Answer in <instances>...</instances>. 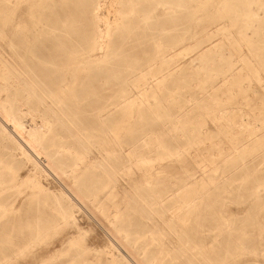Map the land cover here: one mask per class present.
<instances>
[{
  "label": "rangeland",
  "instance_id": "374dc122",
  "mask_svg": "<svg viewBox=\"0 0 264 264\" xmlns=\"http://www.w3.org/2000/svg\"><path fill=\"white\" fill-rule=\"evenodd\" d=\"M35 2L36 0H12V7L17 8L14 19L22 15L27 18L26 13H30L32 7H37ZM261 2L264 3V0H255L250 4L253 20L244 28L246 19L237 20L232 26L233 21L229 18L215 21L214 24L212 21H202L197 26V22H194L190 27L188 19L191 13L188 9L192 4L177 3L175 0H122L121 3H102L100 16L112 25L119 26L109 39L112 48L119 49L121 43L126 49L134 46L130 30L134 28L137 37V33L142 31L143 22L138 23L142 16L140 13L139 17L130 21L126 12L131 7H137L140 12L149 7L155 19L158 18L167 29L165 42L177 44L173 66L180 69L173 75L168 74L171 76L165 79L156 93L153 90L145 91L141 87L131 86V95L138 98L137 102L132 106L126 103L125 108L121 107L122 104L116 105L115 108L112 105L108 114L102 113L101 121H98V107L103 106V103L114 104L121 100L118 98V83L100 93L99 103L93 102L99 91H92L80 85L70 90L76 99L66 98L59 106L46 99L44 103L33 107L31 113L24 118L28 127L42 123L43 119L48 120L49 123L44 125L47 132L42 140L43 146L50 153L57 152V156L68 157V162H77L72 178H68L71 172L67 167L66 174L61 175L60 181L65 179L63 184H75L79 187L88 199V206H82L83 209L75 208V217L68 222L62 221L58 212L48 207L49 204L44 203L41 198L29 196L27 193L32 191L29 185L21 182L15 184L12 181L14 176L22 180L37 173L33 165L18 151H14L10 144L1 140L0 136V176L5 180L0 183V189H3L0 205L11 208L4 214L0 211V264H69L67 261L74 250L82 253L84 259L87 257V249L90 250L88 257L99 259L98 263L91 264H106L103 261L109 259L104 253L112 247L110 236L108 237L105 231L107 222L115 223L126 231L131 245L145 263L264 264V184L260 183H264V155L259 153L261 144L264 143V115H260L264 112V101H260L264 100V49L261 51V48H264V4ZM72 5L66 10L78 9ZM38 7V11L46 15L49 12L56 15L63 12L54 4ZM216 10L217 8H212L209 14ZM148 21L149 26L152 22L150 19ZM42 22L48 24L49 16H44ZM205 26L213 29L229 26L232 37L230 40L223 38L224 42L213 46L210 53L206 47L195 51L193 48L198 45L194 37L195 32ZM238 30H243L249 40L243 41ZM220 37L217 36L214 40L218 42ZM248 44H252L251 50ZM200 45L203 47L206 43ZM97 53L101 55L102 51ZM219 53H222L223 59ZM118 54L111 52L107 60L112 66L109 69L112 75L114 72V75L123 80L131 70V63L127 59V53H120L119 60ZM239 55L247 57L252 64V69L248 72L250 74L247 73L238 81H242V86L247 89L239 91L241 85L235 81V89L228 91L229 87L222 84V73L233 61H238L237 66L241 67ZM8 57L5 48L0 47V59ZM116 60L120 62H115ZM113 62L116 65L112 64ZM2 67L3 63L0 61V71ZM99 71L104 73L107 70ZM164 71L173 72L167 69ZM96 72L97 70L93 71ZM4 94L2 93V96ZM230 95L231 100L226 102ZM192 99L200 101L194 105ZM194 106H197V109L187 113V109ZM47 107L66 108L73 113L77 112V118L84 120L86 124L77 129L72 127V130L68 126L70 131L59 124V118L46 110ZM223 110L229 113L223 114ZM175 114L180 115L181 119H177ZM65 118L69 122L75 120L70 114ZM176 121L182 124V137L173 130L171 123ZM260 124L263 129L252 132ZM76 132L80 133L79 143H76L75 137L72 136V133ZM147 132H154L160 139V145L151 146L149 150L144 148L143 156L149 157L151 162L139 163L130 155L131 144ZM246 134L260 137L252 138L250 149L246 152L226 160L227 155L235 151L233 148L241 144ZM62 146L68 147V151L62 149ZM113 151L121 152L119 156L122 166L117 165L120 169H114L111 164L116 163L118 157ZM43 161L44 157L40 160L41 165L45 164ZM99 162H102V165H97ZM191 174L198 184H205L206 188L210 184L215 186H212L209 195L197 205V209L190 213V217L203 215L206 218L203 225H198L190 218L189 221L180 222L173 229L185 237L188 247L193 251L190 253L195 254L196 258L189 261L185 260L183 252L178 249H166V246L175 248L174 245L178 243L176 235L169 233L171 230L159 218L170 216V211L162 213L158 206H151L147 201H150V195L165 194L171 184L175 188L185 186L190 181ZM38 179L45 188L59 196L62 186L59 180L41 172ZM182 194H178L177 199H182ZM258 195L260 198L257 201ZM164 205L169 208L175 205V202L167 200ZM150 207L156 211L152 212ZM151 215L152 219L149 218ZM183 223L185 225H182ZM222 229L231 233V245L218 243L217 240L222 238ZM74 238L77 243L71 245L69 240ZM111 264L122 262L115 261Z\"/></svg>",
  "mask_w": 264,
  "mask_h": 264
},
{
  "label": "bare ground",
  "instance_id": "6f19581e",
  "mask_svg": "<svg viewBox=\"0 0 264 264\" xmlns=\"http://www.w3.org/2000/svg\"><path fill=\"white\" fill-rule=\"evenodd\" d=\"M105 1H110L112 3L122 2V0H36L35 5H37V7H32L30 13H26L28 16L27 18L22 15L21 17L14 19V13L17 8L12 7V0H0V47L5 48V52L8 53V56L10 57V59H8L9 57L4 58V60L0 59V61L3 63L2 70L0 71L1 140L6 141L12 146L11 148L14 151H18L21 156H24L26 161L33 165L32 167L38 176L39 172L45 173L47 176L52 175L54 178L59 180L58 182H60L62 186H60L61 189L58 196V194L50 191L48 188H45L39 181L36 174L32 176H26L22 180H18L17 176H14L12 181L15 184L21 182V184L26 183L29 185V189H32V191L28 192L27 194L31 197H39L44 203L49 204L48 207H52L53 210L58 212L59 218L64 222H68L75 217V208L83 209L82 206H88V199L79 187H77L75 184H73V186L65 185V183L63 184L62 182L63 180L65 181V179H63L62 182L60 181L61 175L66 174L65 168L67 167L70 168L69 171L71 172L70 175L68 174V178L74 175L77 162H68V157L64 155L57 156L56 151V154L50 153L43 146L42 140L47 132L44 125L49 123L48 120L43 119L42 123L29 124L30 126L28 127V125L25 124L24 118L31 113L33 107H35L37 104L44 103L46 99H48L51 104H55L56 106H59V104L62 103V101H64L66 98L68 100L76 99L75 94L71 93L70 90L80 85V87L83 86L84 88H89L92 91H99V94H96L97 97L93 99V102L96 101L99 103V101L101 102L100 93H103L104 90L118 83L120 86L118 98H121V100L114 104L113 102H108L106 104L103 103V106H100V108L98 107V121H101L100 116L102 113L108 114L112 109V105H114L115 108L116 105L122 104L121 107L125 108L124 105L126 103H128L129 106H132L137 102L138 98L131 95V86L141 87L145 91L153 90L156 93V90L160 88L161 85H163L165 79L173 75L174 72L177 73L180 69V67L173 66L175 58L174 52L176 49H178L177 44L165 42L166 40L164 39L167 37V29L163 26V23L160 22L158 18L155 19V16L149 7H147L145 10L143 8L142 12L138 11L136 9L137 7H131L126 12V16L130 21L132 18H137V16L139 17L140 13L142 16L138 21L139 24H142L143 22L141 25L142 31L137 33V37L136 30L134 28L130 30V37L134 42L132 43L134 46L130 49H126L121 43L118 47L119 49L115 50L112 48V42H110L109 39L112 33L115 30H118L119 26L118 24L112 25L110 22L100 16L99 10H101V5ZM162 1L170 2V0ZM175 1H177V3H186V5L192 4V6L188 9V12L191 13L190 18L188 19V24L190 23V27L194 22H197V26L202 21H212L214 24L215 21L222 20L223 18H229L230 21H233L232 26L238 22L237 20L246 19L245 23H243L244 28L249 26L253 20V13L250 8V4L255 0H226L224 2L218 0ZM49 4L59 6L63 12L59 15L49 12V14L47 13L46 15L43 12L38 11V8H40L38 5L44 6ZM261 4L264 3L261 2ZM71 5L72 7H78V9H75V11H67L66 8L71 7ZM212 8H217V10L213 11L212 14H209ZM44 16H49L50 22L48 24L42 22V20H44ZM249 18L251 19L247 21ZM149 19L152 23L148 26L147 24ZM234 28L235 27H233V29ZM238 33L241 35V38H243V41L249 40V38H247L244 34L243 30H238ZM256 33L257 37H259L258 32ZM120 34L122 37L125 36L122 32ZM217 36H221L218 38V42L214 40V38L216 39ZM194 37L198 42V45L195 46L193 50L196 51L200 48L206 47L205 49L210 53L214 48L213 46L224 42L223 40L225 39L223 38L230 40L232 37V32L229 26L220 29H213L212 27L208 28L205 26L201 30H197ZM241 38L239 37V39ZM200 43H206V46L202 47ZM251 46L252 44L249 45L250 50ZM262 49L264 48H261V51H263ZM99 51H102L103 55H99L97 53ZM111 52L114 54L119 53L117 55L118 60L121 56L120 53L128 54L127 59H129V62L131 63V65H129L131 70H129L128 75L123 80H120L117 75H114V72L112 75L111 70H109L112 68V66H110L108 63L107 58ZM221 54L219 53L220 56ZM238 57L239 61L242 63L241 67L237 66L238 61H233L228 64L222 73L223 77L221 81L223 82L222 84L224 86L229 87L228 91H233L235 89V81L238 82L239 80L243 79L245 75L252 69V64H250L251 61L248 60L247 57L243 55H239ZM143 59L145 60L143 61ZM118 60L115 62H118ZM115 62L112 64H115ZM165 69L172 70L173 72L166 73V71H164ZM96 70L97 72L93 73V71ZM99 70L107 71L103 73ZM70 78H73V80H70ZM148 79H150V82H148ZM238 83H240L238 84L239 86L241 85L239 91H244L247 89L242 86V81ZM2 93H5L4 96H2ZM231 98V95L228 96L226 102H229ZM191 101H193L192 104L195 105V103L200 101V99H192ZM260 101L263 102L264 100ZM195 109H197V106H194L193 108L190 107L187 109V113H191ZM46 110L56 115L60 120V123H58L62 126L64 125V128L66 129H69V127L70 129L72 127L77 129V127H81L86 124L84 120L77 118V112L73 113L69 111V109H54L49 107ZM127 112H129V109ZM222 113L227 115L229 112L223 110ZM68 114L74 116L75 120H71L69 122L65 118ZM261 114L264 115V112H261L260 115ZM111 116L112 115H110V117ZM175 117L177 119H181V116L178 114H175ZM171 124L173 126V130L179 133V137L184 136V132L180 133V129L182 128L181 122L176 121L172 122ZM241 124L244 125L243 123ZM214 128L216 129V127ZM261 128L263 129V126L260 124L255 127L252 132H258L261 130ZM141 129L143 128L141 127ZM79 135V132L72 133V136L75 137L76 143L80 142ZM257 137L259 138L260 136L255 135L253 137L251 134H246V136L243 137L241 144L233 148L235 151H232L227 155L226 160L246 152V150L250 149L249 146L251 145L250 143L252 138ZM159 145V137L154 132H147L140 139L131 144L130 155L135 157L139 163L151 162L149 157L143 156L144 148L149 150L151 149V146L158 147ZM261 148L262 149L259 153L264 155V143L261 144ZM62 149L68 151V147L66 146H62ZM113 153L114 155L117 153L118 157H116V163L111 164L114 169H120L117 165L122 162V159L119 156V153L121 152L118 153L117 151H113ZM42 157H44V165H41L40 162ZM97 165H102V162H99ZM189 177L190 181H188L185 186L175 188L173 187V184H171V186H168L169 189L165 194L159 195L156 193L155 195H150V201L147 202L150 203L151 206H158L159 211L162 213L170 211V216L166 218L160 216L159 218L161 219L162 223L164 222V225L168 227L169 230H171L169 233L172 232L176 235V242L178 243L174 245L175 248L166 246V249L169 251L178 249L179 251L183 252V257L185 260L187 259L191 261L196 258L195 254L190 253L193 251L190 247H188V242L185 237H182V234L174 232L173 229H175V227H177L180 222L189 221L190 218H192L194 222L196 221L198 225H203L204 221L206 220L203 215L190 217V213L197 209V205L209 195V190L215 185L210 184L207 186L208 188H206L205 184L197 183L196 179L193 178V174H191ZM3 182H5V180H3V178L0 176V183ZM260 183L264 184L263 181ZM2 191L3 189H0V194ZM180 193H183V198L179 200L177 199V196ZM249 194L252 195V193ZM259 198V195L256 196L257 201ZM167 200L174 201L175 205L166 208L164 204ZM86 206L84 208H86ZM150 209L152 212L156 211L152 207H150ZM8 210H11V208L7 209L5 205H0V211L3 212V214ZM149 218L152 219L153 216L151 215ZM207 220H209V222L211 221L210 218H207ZM182 225L185 224L183 223ZM105 231L107 233L106 235L108 237L110 236V245H112V247L111 249L105 251L104 254L107 255V259L109 260H105L103 263L105 262L106 264H111L115 261H121L122 264H149L145 263L137 254L135 248L131 245L129 235L122 229L121 226H117L112 222H107ZM221 232L222 238L217 240L218 243L225 244L227 246L231 245V233L229 231H224V229H222ZM69 243L71 245L76 244L77 239L74 238L69 240ZM89 251L90 250L87 249V253H85L87 257L83 259L82 253H78L74 250L72 252L73 255L67 262H69V264H83V262L86 264L98 263V258H94L92 256L88 257ZM100 252L102 251L100 250ZM188 263L190 264V262ZM62 264H66V262Z\"/></svg>",
  "mask_w": 264,
  "mask_h": 264
}]
</instances>
